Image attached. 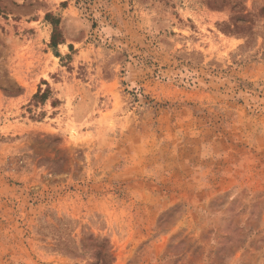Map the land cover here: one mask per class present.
<instances>
[{"label":"rangeland","instance_id":"rangeland-1","mask_svg":"<svg viewBox=\"0 0 264 264\" xmlns=\"http://www.w3.org/2000/svg\"><path fill=\"white\" fill-rule=\"evenodd\" d=\"M0 264H264V0H0Z\"/></svg>","mask_w":264,"mask_h":264},{"label":"trees","instance_id":"trees-1","mask_svg":"<svg viewBox=\"0 0 264 264\" xmlns=\"http://www.w3.org/2000/svg\"><path fill=\"white\" fill-rule=\"evenodd\" d=\"M58 36H59L58 32L55 31V32L53 33V36H52V44H53V45H56V43H57V41H58ZM43 95H44V94H43ZM37 97H38V96H37ZM42 97L45 98L46 96H42Z\"/></svg>","mask_w":264,"mask_h":264}]
</instances>
